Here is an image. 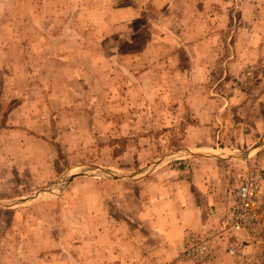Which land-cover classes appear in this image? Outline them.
<instances>
[{
  "label": "rangeland",
  "instance_id": "374dc122",
  "mask_svg": "<svg viewBox=\"0 0 264 264\" xmlns=\"http://www.w3.org/2000/svg\"><path fill=\"white\" fill-rule=\"evenodd\" d=\"M124 3L125 0H0V68H4L0 80H11L12 84L29 80L31 76L18 69L33 68V79L54 81L57 80L56 74L48 68H79V77L92 83L81 97L85 106L124 118L134 116L137 120H128V128H123L122 132L105 135L109 127L95 122L100 131L94 132L89 126L91 120L83 118L80 124L84 129H90L89 137L81 141V138L68 136V141L79 139V155L68 151L72 147L68 142L64 150L69 153L65 152L67 155L63 154L54 168H19L17 177L10 175V168L0 169V203L15 202L10 207L0 205V255L4 256L6 264H19V258L23 260L28 246H35L39 260L44 259L40 261L42 264H92L93 251L86 247L92 244L88 240L93 239V216H82L79 211L83 213L87 205L93 204L94 179L111 178L106 171L119 175L138 171L140 175L143 163L162 159L187 147L217 156L230 154L235 157L230 161L236 164L234 170L237 172L228 189L231 196L228 211L219 223L207 231L187 229L182 245L189 231L197 235L216 234L227 227L234 192L241 176L248 170L255 172L261 183L258 196L264 206V147L257 155L248 156L249 145L254 140L258 142L264 134L263 120L257 119L254 127L248 119L252 101L257 97V90L253 92L257 89V68L256 76L243 73L235 78H231L223 66L209 68L205 78L202 74L205 67L197 68L203 65L192 61L184 45L177 50L179 56H175L177 42L152 39L161 32L158 27H155L158 33H152L148 24L140 26L141 18L137 17L134 19L135 29L124 31L125 26L116 23L114 15L115 6ZM167 28L171 26L167 25ZM120 30L122 33L117 34ZM150 39L153 41H147ZM219 63L220 59H215V67ZM179 66L182 78L172 74L171 68L179 76L174 71ZM77 72H73L76 77ZM261 81L264 92V70ZM24 89L30 91L29 87ZM207 95L219 98L211 106L208 116L202 104ZM240 96L249 102L247 107L241 110L232 105V109L226 107L222 110L224 98L238 102ZM190 97L199 103L197 121L196 111L189 104ZM8 107L2 106L4 111ZM260 109L264 113V105ZM123 124L124 121L121 127ZM117 128L120 126L116 125ZM147 129L152 131L148 137L125 134ZM263 139L259 142L261 146ZM145 141H149L148 146L151 145L152 149L141 153ZM115 142L121 152L109 148ZM8 144V140L0 139V150ZM128 148L130 153L126 155L123 151ZM178 158L171 156L166 160L175 163L179 162ZM96 165L106 167L104 172L93 168ZM1 175L6 179H1L4 178ZM71 176V180H75L73 187L69 186L71 180L67 182ZM19 198L26 201L17 203ZM109 205L116 207L112 202ZM210 212L214 214V210ZM84 235L89 244H83ZM220 235L215 252L223 251L218 255L225 253L237 264H264V223L257 225L250 234L228 232L227 229ZM230 248H234L236 254L229 253ZM216 253L212 254L209 264L217 257ZM178 260H182L180 252ZM23 262L29 264L26 260Z\"/></svg>",
  "mask_w": 264,
  "mask_h": 264
},
{
  "label": "crops",
  "instance_id": "0c3cea01",
  "mask_svg": "<svg viewBox=\"0 0 264 264\" xmlns=\"http://www.w3.org/2000/svg\"><path fill=\"white\" fill-rule=\"evenodd\" d=\"M115 9L116 23L124 25V31L135 29L134 19L140 17V26L148 24L147 28L152 33L157 32L155 27L161 30L158 37L152 38L154 41L171 39L177 42L175 56H179L177 50L184 45L192 61L203 65L197 68L205 67L202 73L205 78L209 68L223 66L231 78L243 73L256 76L257 68V89L253 90L254 93L257 90V97L252 101L248 119L254 127L257 126V119L264 121V113L260 109L264 105V92L261 89V72L264 70V0H125L124 5L115 6ZM121 31L117 34H121ZM135 33L138 34L137 31ZM152 39L147 41L152 42ZM217 58L220 63L215 67ZM48 69L56 74L57 80L33 79V68L18 69L20 73L29 74V80L13 84L11 80H0V139L9 142L0 150V169L10 168L12 177H17L19 168H54L53 165L60 162L63 154L69 153L64 150L68 142L72 144L68 151L79 155V139L84 141L83 138L90 135V129L86 130L80 124L83 118L91 120L89 126L94 132L100 131L95 122L99 126L103 124L109 127L105 135L122 132L123 128H128V120L137 121L134 116L124 118L85 106L81 97L92 83L87 82L85 77H79V68ZM171 69L174 76L182 78L180 66L174 68L179 76ZM73 72H77L78 77ZM28 87L30 91L24 89ZM229 89L233 90L234 87ZM3 94L5 96H1ZM214 96L207 95L205 102H202L207 116L211 106L219 100ZM239 98L241 100L238 102L224 98L222 110L226 107L232 109V105H237L241 110L247 107L249 102L241 96ZM189 104L196 111L197 121L199 103L190 97ZM3 105L9 106L7 111H4ZM116 125L120 128L116 129ZM134 131L125 134L138 137L152 135L150 129L140 133ZM69 135L79 139L71 138L68 141ZM260 140H254L249 145L248 156L257 155L264 147V144L259 145ZM148 143L145 141L141 153L151 151L152 146H148ZM119 147L115 142L109 148L118 153L122 151H118ZM187 149L189 151L174 153L173 157H179V162L169 163L170 160L160 161L157 158L143 163L140 175L138 171H133L120 177L94 179L96 193L93 204L87 205L85 212L79 211L82 216H93V239L88 240L92 244L84 246L93 251L92 264H194L190 260H178L185 231H207L213 224L219 223L228 211L231 200L228 189L237 171L234 170L236 164L230 161L235 157L230 154L217 158L197 154V150L191 147ZM123 153L129 154L130 149H125ZM262 156L264 163V151ZM1 177L6 179V176ZM74 181L72 179L69 182L70 187H73ZM109 202L116 207H111ZM210 210H214V214ZM85 241L87 237L84 235L83 244L90 243ZM222 251L219 249L218 253ZM37 252L35 246H28L23 253V260L29 264H42L40 261L44 259L39 260ZM218 253L212 264H237L227 254ZM23 260L19 258L18 263L26 264ZM0 264H6L2 255Z\"/></svg>",
  "mask_w": 264,
  "mask_h": 264
},
{
  "label": "built area",
  "instance_id": "2783aa9c",
  "mask_svg": "<svg viewBox=\"0 0 264 264\" xmlns=\"http://www.w3.org/2000/svg\"><path fill=\"white\" fill-rule=\"evenodd\" d=\"M260 189L261 183L255 172L248 170L241 176L233 195L229 224L223 230L244 231L250 234V231L257 229V225L264 223V206L260 204L258 196ZM223 230L216 234L206 232L201 235L189 231L185 244L180 247V258L191 260L195 264H209L212 261V254L217 250V237H221L220 233ZM229 253L236 254V251L230 248Z\"/></svg>",
  "mask_w": 264,
  "mask_h": 264
},
{
  "label": "water",
  "instance_id": "95a60500",
  "mask_svg": "<svg viewBox=\"0 0 264 264\" xmlns=\"http://www.w3.org/2000/svg\"><path fill=\"white\" fill-rule=\"evenodd\" d=\"M262 141H264V139L262 140ZM180 150H182V151H189V149H187V148H184V149H180ZM179 150V151H180ZM174 153H178V151L177 152H172V154H170V155H167V156H164L162 159H160V161L162 160H166L167 158H169V157H171V156H173L174 155ZM190 153V152H189ZM197 154H200V155H207V156H213V157H222V156H217V155H215V154H209V153H197ZM93 168H95V169H97V170H99V171H103L104 172V169L105 168H103V167H101V166H94ZM103 174V173H102ZM106 174H108V176H110V177H120V176H124V175H119V174H116V173H113V172H107L106 171ZM76 175V174H75ZM75 175H73V176H75ZM73 176H71V177H69L68 179H67V182H69L70 180H71V178H73ZM26 201V200H25ZM24 200H19V201H17V203H23V202H25ZM15 204V202H12V203H4V202H2L1 204H3V205H12V204Z\"/></svg>",
  "mask_w": 264,
  "mask_h": 264
}]
</instances>
